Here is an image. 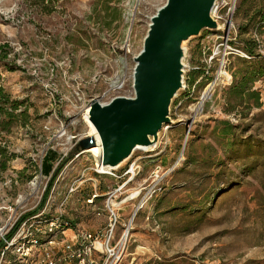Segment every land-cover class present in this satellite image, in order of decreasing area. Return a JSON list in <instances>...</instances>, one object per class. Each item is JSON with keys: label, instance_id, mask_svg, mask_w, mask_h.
Returning a JSON list of instances; mask_svg holds the SVG:
<instances>
[{"label": "rangeland", "instance_id": "obj_1", "mask_svg": "<svg viewBox=\"0 0 264 264\" xmlns=\"http://www.w3.org/2000/svg\"><path fill=\"white\" fill-rule=\"evenodd\" d=\"M165 1L122 0L121 24L107 26L92 15L94 0H0V46L10 49L0 63V85L12 100L23 102L15 113L26 110L30 117L26 126L0 131V146L12 156L0 171V238L11 219H21L38 205L42 188L36 192L32 182L44 152L51 151L46 161L54 162V153L74 144L66 137L86 136L83 115L91 101L133 97V57L149 19ZM239 24L234 12L227 41L220 39L221 32L204 30L184 43V88L170 106V124L159 131L153 150L136 151L118 171L121 175L133 164L136 189L156 185L132 221L120 264H264V78L254 84L260 109L245 119L224 112V91L232 82L229 67L237 56L229 40ZM252 37L264 54V35L254 32ZM220 71L224 74L214 85ZM221 121L236 127L240 140L233 147L220 139ZM62 132L65 136L57 138ZM245 140L251 141L250 150L237 146ZM92 166L87 155L80 156L66 181ZM156 169L160 179L155 183ZM88 177L96 175L89 171ZM137 202L124 206L121 224ZM75 221L91 229L98 222L82 215Z\"/></svg>", "mask_w": 264, "mask_h": 264}, {"label": "built area", "instance_id": "obj_2", "mask_svg": "<svg viewBox=\"0 0 264 264\" xmlns=\"http://www.w3.org/2000/svg\"><path fill=\"white\" fill-rule=\"evenodd\" d=\"M239 1L216 0L211 13L216 29L212 32H221L220 39L227 41L234 30L233 15ZM125 47L128 51L129 40L125 41ZM234 52L245 57L237 50ZM64 136L65 132H62L57 138ZM84 138L88 137H66V142L71 144L75 140L74 144L55 154L48 176H43L41 172V162L46 152L39 158L38 174L32 182L36 192L42 188L38 205L30 211L31 215L21 219L14 218L7 223V234L0 238V264L121 263L132 229L130 220L151 199L156 185L144 184L136 189L132 184L138 171L133 164L127 166L121 175L118 174L121 167L111 169L107 174L100 173L90 154L78 148V142ZM82 155H87L93 166L83 169L76 179L66 181L68 169ZM89 171L96 178H89ZM159 173L158 169L152 173L155 183L160 179ZM104 177L114 179L115 183L110 185ZM101 187L104 188L103 192ZM136 199L138 202L130 218L127 223L121 224L120 213L124 206ZM80 215L98 221L96 228L91 229L88 225L75 221Z\"/></svg>", "mask_w": 264, "mask_h": 264}, {"label": "water", "instance_id": "obj_3", "mask_svg": "<svg viewBox=\"0 0 264 264\" xmlns=\"http://www.w3.org/2000/svg\"><path fill=\"white\" fill-rule=\"evenodd\" d=\"M215 2L166 0L149 19L141 49L133 58V97H115L107 103L91 101L87 117L99 139L98 164L102 167L117 169L134 152L157 145L159 131L170 124V106L184 88V43L204 30L216 29L211 17ZM212 88L213 84L210 91ZM94 145L92 137L78 142L81 150Z\"/></svg>", "mask_w": 264, "mask_h": 264}, {"label": "trees", "instance_id": "obj_4", "mask_svg": "<svg viewBox=\"0 0 264 264\" xmlns=\"http://www.w3.org/2000/svg\"><path fill=\"white\" fill-rule=\"evenodd\" d=\"M38 4L51 0H29ZM122 0H94L92 15L97 22L110 26L113 23L117 25L122 22V12L119 7ZM235 16L240 20L236 28V36L229 40V44L234 50H237L245 57L234 56V62L230 64L229 71L232 74V82L225 89L223 98L225 100L226 113L239 116L242 119L247 118L252 109H260V93L254 89V84L264 78V54L259 53V43L252 37V33L259 36L264 35V0H240L235 11ZM10 49L7 45L0 46V63L5 62ZM23 102L14 101L0 85V131L9 133L10 129L19 124L26 126L29 122V115L26 110L16 114L15 111ZM220 139L229 147H233L235 141L240 140L234 133L236 128L227 121H221ZM3 137L0 136V142ZM246 141V142H245ZM238 143L245 150H250L252 145L250 140ZM253 143H259L253 141ZM261 143L257 146L260 147ZM264 148V143H263ZM229 150V149H228ZM234 153L233 148L229 150ZM48 151L41 162V172L43 176H48L53 167V161L47 162ZM236 152V151H235ZM235 155V154H233ZM53 156V155H52ZM245 156V155H244ZM56 157L55 153L54 156ZM264 157V154H263ZM12 156L0 146V171H5L7 161ZM45 193L44 196H46ZM32 213H29L31 215ZM23 216L22 218H25Z\"/></svg>", "mask_w": 264, "mask_h": 264}, {"label": "bare ground", "instance_id": "obj_5", "mask_svg": "<svg viewBox=\"0 0 264 264\" xmlns=\"http://www.w3.org/2000/svg\"><path fill=\"white\" fill-rule=\"evenodd\" d=\"M224 73L222 71H220L218 73V76H217V79L214 83V85H216L217 83L220 82L221 80V76L223 75ZM209 89V88H208ZM201 111V105L198 106V108L195 110L196 113H199ZM87 108L85 109L84 111V115H83V122L85 124V126L87 127V134H86V137H92L95 139V145L92 146V147H89L86 149V152L85 153H89L91 158L96 161L97 163V168H98V171L100 173H103V174H107L109 173V171L111 170L110 168L108 167H102L99 163V160L101 158V149L99 147V139H98V136L96 134V131H95V128L93 127V125L90 123V121L88 120V117H87ZM155 148V146L149 148V149H143L144 151H151ZM135 153V152H134ZM121 167V166H120ZM118 169V168H117ZM132 175H134V171L132 170ZM136 216V215H135ZM134 218H131L130 220V223L133 221ZM126 236V235H125ZM124 236V238H125Z\"/></svg>", "mask_w": 264, "mask_h": 264}, {"label": "crops", "instance_id": "obj_6", "mask_svg": "<svg viewBox=\"0 0 264 264\" xmlns=\"http://www.w3.org/2000/svg\"><path fill=\"white\" fill-rule=\"evenodd\" d=\"M52 170V169H51ZM51 170H50V172H51ZM50 174V173H49Z\"/></svg>", "mask_w": 264, "mask_h": 264}]
</instances>
